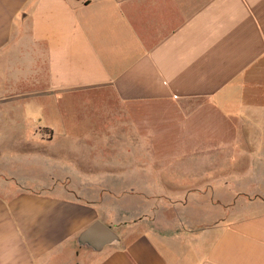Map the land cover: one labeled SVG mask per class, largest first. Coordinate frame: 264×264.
I'll use <instances>...</instances> for the list:
<instances>
[{"label": "crops", "instance_id": "1", "mask_svg": "<svg viewBox=\"0 0 264 264\" xmlns=\"http://www.w3.org/2000/svg\"><path fill=\"white\" fill-rule=\"evenodd\" d=\"M163 105L220 123L164 150ZM245 181L247 214L173 229L101 194ZM0 264H264V0H0Z\"/></svg>", "mask_w": 264, "mask_h": 264}, {"label": "rangeland", "instance_id": "2", "mask_svg": "<svg viewBox=\"0 0 264 264\" xmlns=\"http://www.w3.org/2000/svg\"><path fill=\"white\" fill-rule=\"evenodd\" d=\"M160 110L162 117L168 118L165 125H169V119L180 120L179 112L175 110L174 106L163 105L156 107ZM159 114L156 113L157 116ZM34 115H37L36 112ZM220 119L208 114L197 115L191 122L176 121L172 125L166 127H159L163 134H159L158 145L164 150H173V148L186 147L188 145V135H191L193 129L205 130L208 127H217ZM151 125H155L153 122ZM168 131V132H167ZM192 132V133H191ZM201 136L195 137L193 143L198 144ZM227 141L232 138L230 136L224 137ZM222 140V139H220ZM203 144V143H202ZM190 145V144H189ZM10 154L8 155V157ZM162 156L164 163L171 164L174 162L171 158L167 159ZM174 156L169 154L168 157ZM215 157V165L222 167L223 163L217 160L218 157H225L230 162L226 161L225 175L229 177L233 170L228 167L233 165V154L230 155H211ZM6 157L5 155L3 158ZM251 157L249 154L242 155V164H247ZM255 157V155L253 156ZM178 164L185 165L186 159L177 162ZM176 163V164H177ZM222 163V164H221ZM28 170V171H27ZM14 172L24 175L31 171L25 168L24 163H20ZM38 176L42 171H33ZM248 170L243 169L241 173H247ZM221 174V171H220ZM233 181V180H231ZM24 182V181H23ZM20 188L38 189V186L31 184H19ZM102 188V187H101ZM101 194L111 197L112 199L108 204H113L114 207L128 208L130 211V219H125V224L131 225L133 222L143 221L150 225V222L155 223L162 228H175L179 220L185 222L192 220L195 226H202V224L213 223L217 220H225L226 222L232 219V216L247 214L248 209H243L249 199L261 198V195L256 196L250 194L249 181H245L242 185H214V186H131V187H103ZM247 190V192L244 191ZM241 190V191H239ZM260 196V197H259ZM236 207V209H234ZM247 207V205H246ZM241 209V210H239ZM154 224V225H155ZM153 225V224H152Z\"/></svg>", "mask_w": 264, "mask_h": 264}, {"label": "water", "instance_id": "3", "mask_svg": "<svg viewBox=\"0 0 264 264\" xmlns=\"http://www.w3.org/2000/svg\"><path fill=\"white\" fill-rule=\"evenodd\" d=\"M80 246H86L94 251H99L104 247L118 243L117 235L109 228L99 222H95L77 237Z\"/></svg>", "mask_w": 264, "mask_h": 264}]
</instances>
